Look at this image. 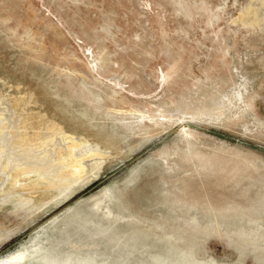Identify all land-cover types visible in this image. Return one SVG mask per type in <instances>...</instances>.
Here are the masks:
<instances>
[{
  "label": "rangeland",
  "instance_id": "rangeland-1",
  "mask_svg": "<svg viewBox=\"0 0 264 264\" xmlns=\"http://www.w3.org/2000/svg\"><path fill=\"white\" fill-rule=\"evenodd\" d=\"M19 253L264 264V0H0V262Z\"/></svg>",
  "mask_w": 264,
  "mask_h": 264
},
{
  "label": "bare ground",
  "instance_id": "bare-ground-1",
  "mask_svg": "<svg viewBox=\"0 0 264 264\" xmlns=\"http://www.w3.org/2000/svg\"><path fill=\"white\" fill-rule=\"evenodd\" d=\"M72 155V154H71ZM70 156V154L68 155ZM69 162L71 163L72 167L69 169L71 174H76L79 172H81L83 170V164L81 161H78L76 158L73 157H69ZM15 168V167H14ZM23 170L24 175L30 174L32 171H30L29 169H25V168H20ZM68 170V172H69ZM64 175L67 174L66 172H62ZM80 175V174H79ZM40 176V174H39ZM38 176V177H39ZM64 178V176H63ZM40 179V178H39ZM16 183L18 182V177L15 179ZM29 257H27V253H19L17 255H14L12 258H10L9 260L5 261V262H0V264H20L23 262H26V260ZM35 260V259H34ZM17 261V262H16ZM37 261V260H36ZM32 262V261H31Z\"/></svg>",
  "mask_w": 264,
  "mask_h": 264
}]
</instances>
